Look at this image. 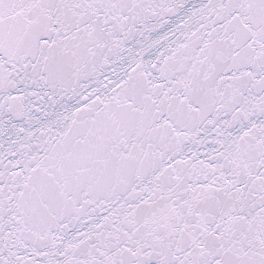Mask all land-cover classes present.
<instances>
[{"label": "snow or ice", "instance_id": "snow-or-ice-1", "mask_svg": "<svg viewBox=\"0 0 264 264\" xmlns=\"http://www.w3.org/2000/svg\"><path fill=\"white\" fill-rule=\"evenodd\" d=\"M0 264H264V0H0Z\"/></svg>", "mask_w": 264, "mask_h": 264}]
</instances>
